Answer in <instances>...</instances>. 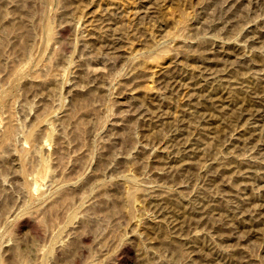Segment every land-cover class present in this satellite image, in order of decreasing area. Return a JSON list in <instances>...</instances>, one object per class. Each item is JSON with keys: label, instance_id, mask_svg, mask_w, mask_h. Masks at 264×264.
Wrapping results in <instances>:
<instances>
[{"label": "rangeland", "instance_id": "374dc122", "mask_svg": "<svg viewBox=\"0 0 264 264\" xmlns=\"http://www.w3.org/2000/svg\"><path fill=\"white\" fill-rule=\"evenodd\" d=\"M0 264H264V0H0Z\"/></svg>", "mask_w": 264, "mask_h": 264}]
</instances>
